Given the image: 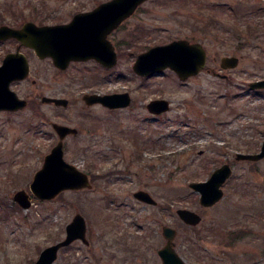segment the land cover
<instances>
[{"label": "rangeland", "instance_id": "obj_1", "mask_svg": "<svg viewBox=\"0 0 264 264\" xmlns=\"http://www.w3.org/2000/svg\"><path fill=\"white\" fill-rule=\"evenodd\" d=\"M107 1L0 0V25L56 23ZM112 39L118 63L110 73L97 68V76L80 73L83 66L59 73L50 60L27 53L30 76L14 89L32 108L0 112V264H32L65 238L77 213L86 219L89 244L76 240L54 264H162L157 252L166 244V225L178 230L176 248L188 264H264V159H236L259 152L264 140V90L248 87L264 79V0H148ZM179 39L203 43V71L185 81L171 69L148 82L136 75L137 55ZM15 45L0 41V65ZM227 56L239 57L238 66L222 68ZM104 74L102 87L132 91L133 105L83 113L84 78L101 83ZM43 96L66 98L69 106L43 103ZM142 98L168 99L171 110L151 118ZM54 122L79 130L64 141L65 159L88 173L93 187L34 198L24 209L13 196L22 189L32 194L33 177L59 140ZM224 163L233 167L224 197L205 208L189 183ZM139 189L158 204L137 201ZM179 208L199 212L202 222L187 226ZM232 232L244 235L232 242Z\"/></svg>", "mask_w": 264, "mask_h": 264}, {"label": "water", "instance_id": "obj_2", "mask_svg": "<svg viewBox=\"0 0 264 264\" xmlns=\"http://www.w3.org/2000/svg\"><path fill=\"white\" fill-rule=\"evenodd\" d=\"M148 0H109L96 9L79 13L71 22L61 25H38L33 21L25 22L21 27L0 25V41L15 38L23 45L35 49L41 58L51 57L56 66L65 69L70 60L95 58L106 66L113 67L118 62V55L112 46L105 47L107 34L120 26L137 8ZM207 52L201 43H191L186 39L174 40L165 45L152 47L137 56L133 65L134 71L141 76L159 73L166 68L173 69L182 80L199 74L206 66ZM223 68H235L240 63L236 56H227L221 60ZM30 74V64L22 52L8 53L0 65V111H18L28 105L11 88L16 80H24ZM251 89H264V79L250 82ZM89 104L102 103L111 109L128 107L132 103L130 93L107 95H87ZM43 103L57 106H68L66 98L42 97ZM150 112L161 114L170 109V102L164 99L149 103ZM59 136L58 143L45 156L42 167L35 173L30 184L32 194L22 189L15 192L14 200L24 209L32 206L33 199H55L67 190L92 188L87 173L65 159L64 140L68 135L78 134V129L69 125L53 123ZM238 160L258 161L264 158V141L258 153H238ZM229 164L215 170L206 181L190 182L189 187L200 194V204L207 208L218 203L224 196L222 186L231 177ZM135 197L145 203L156 205L157 200L146 190L135 192ZM180 219L189 226L199 225L203 217L197 211L180 208L177 210ZM163 235L167 242L159 250L162 264H187L175 249L178 231L164 226ZM81 239L88 244L87 223L84 216L77 213L66 226V238L43 249L33 264H54L60 249Z\"/></svg>", "mask_w": 264, "mask_h": 264}, {"label": "flooded vegetation", "instance_id": "obj_3", "mask_svg": "<svg viewBox=\"0 0 264 264\" xmlns=\"http://www.w3.org/2000/svg\"><path fill=\"white\" fill-rule=\"evenodd\" d=\"M104 3V2H103ZM100 4H102V3H100ZM100 4H98V5H96V6H94L92 9H90V10H85V11H79V12H77V13H74L72 16H71V18H68L67 20H61L60 22H56V23H46L45 21H39V22H37L38 23V25H61V24H68L69 22H71L72 21V19L74 18V16L75 15H77V14H79V13H87V12H90V11H92V10H94V9H96L98 6H100ZM47 16V15H46ZM125 22V21H124ZM124 22H122L121 24H120V26L124 23ZM36 23V24H37ZM120 26L118 27V28H116L115 30H113V31H111V32H109L108 34H107V36H106V38H105V47H107V45L109 46V44H110V47H111V50H112V46H114V49H115V45H114V43H113V39H112V36H113V33L115 32V31H117L119 28H120ZM8 42H10V43H15L16 45H15V50L14 51H10L9 53H11V52H13V53H15V52H22V53H24L25 55H26V57H27V59H28V61H29V64H30V73H31V70H32V66H31V62H30V59H29V56H31V55H27V53L28 52H31L32 54H35V56H37V58H39L41 61H46V60H50L51 61V63H52V65H53V68H55L56 69V71L57 72H59V73H63V74H65V73H70V72H73L74 71V69H75V67H78V66H83L84 67V69H80V73H88V72H91V74H94L95 76H97L96 75V73H97V68H100V70L102 71V72H108V73H110L111 71H112V69H113V67H109V66H106V65H104L103 63H101L100 61H98L97 59H95V58H88V59H73V60H70L69 61V63H68V66L65 68V69H62V68H60V67H58V66H56L55 65V63H54V61H53V59L51 58V57H44V58H41L40 56H38L37 55V53H36V51H35V49H33V48H31V47H29V46H26V45H23L19 40H17V39H15V38H12V39H9V40H7ZM4 42H6V41H4ZM151 48V47H150ZM149 48V49H150ZM115 51H116V49H115ZM147 51V50H146ZM143 52H145V51H143ZM117 53V52H116ZM117 55H118V53H117ZM119 56V55H118ZM138 56V55H137ZM137 58V57H136ZM136 60V59H135ZM90 64H93V66H95V67H89L88 65H90ZM87 66V67H86ZM88 67L89 68H91V69H89L88 70ZM93 68V69H92ZM82 71V72H81ZM79 72V70L78 71H76V73H78ZM216 73V72H215ZM99 74H101V76H102V73H99ZM137 75V74H136ZM160 75V73H156V74H153V75H148V76H141V75H137V76H139L140 78H142V80H147V81H145V82H148V80H151V79H153V78H155L156 76H159ZM29 76H30V74H29ZM29 76L26 78V79H24V80H16V81H13L12 82V84H11V88L15 91V92H17L15 89H14V86L16 85V84H18V83H20V82H22V81H25V80H27L28 78H29ZM92 76H89V78H91ZM102 82H106V79H105V74H104V77H101V83H98L97 82V80H96V78L95 77H92L91 79H88L87 77H85L84 78V82L83 83H85V92L83 93V94H81V101H82V112L83 113H90V111L93 109V108H102V109H105V110H108V111H112V110H120V109H127V108H130L132 105H133V103H134V96H133V92L132 91H130V90H126V91H124V92H129L130 93V96L132 97V105L131 106H129V107H126V108H118V109H111V108H109V107H106V106H104L102 103H92V104H89L87 101H86V99H85V97L87 96V95H95V94H98V95H107V94H113L111 91H108V90H106L104 87H102ZM124 92H121V93H124ZM17 94L19 95V93L17 92ZM20 96V95H19ZM21 97V96H20ZM49 97H52V96H49ZM54 97V96H53ZM21 98H24V99H26L27 101H28V105H27V107H25V109L26 108H32V105H33V103H31V100L27 97V98H25V97H21ZM58 98H63V97H58ZM152 99H155V98H150L147 102H145V99L144 98H142V100H141V102H142V107L143 108H146L147 109V112L149 113V115L151 116V118H157V117H159L160 115H155V114H153V113H151L149 110H148V103L152 100ZM30 100V101H29ZM146 100H147V98H146ZM48 104V103H47ZM51 105H54V106H56V107H64V106H57V105H55V104H53V103H51ZM68 106H69V104H68ZM68 106H65V107H68ZM21 110H23V109H21ZM21 110H18V111H9V110H6V111H0V112H19V111H21ZM53 124V123H52ZM78 134H79V130H78ZM77 135V134H76ZM71 136H75V135H73V134H71V135H68L66 138H68V137H71ZM138 149V148H137ZM139 155H140V153H139ZM139 158H141V157H139ZM225 164V163H224ZM140 190V189H139ZM136 192V191H135ZM135 192L133 193V196L135 197ZM137 201H139V200H137ZM139 202H141V203H143L144 205H150V204H146V203H144V202H142V201H139ZM153 206V205H152ZM177 246L175 245V249L177 250V248H176ZM160 250V249H159ZM159 250H158V252H157V254L159 253ZM178 251V250H177Z\"/></svg>", "mask_w": 264, "mask_h": 264}, {"label": "trees", "instance_id": "obj_4", "mask_svg": "<svg viewBox=\"0 0 264 264\" xmlns=\"http://www.w3.org/2000/svg\"><path fill=\"white\" fill-rule=\"evenodd\" d=\"M242 235H244V233H242V232H232L231 233V241L232 242L235 241L237 239V237H240Z\"/></svg>", "mask_w": 264, "mask_h": 264}]
</instances>
